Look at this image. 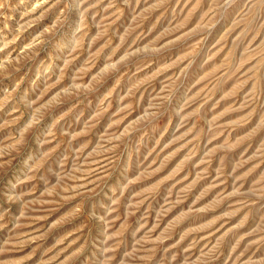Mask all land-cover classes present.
I'll return each instance as SVG.
<instances>
[{"label":"rangeland","instance_id":"1","mask_svg":"<svg viewBox=\"0 0 264 264\" xmlns=\"http://www.w3.org/2000/svg\"><path fill=\"white\" fill-rule=\"evenodd\" d=\"M0 264H264V0H0Z\"/></svg>","mask_w":264,"mask_h":264}]
</instances>
